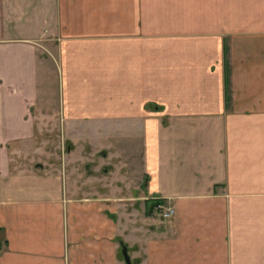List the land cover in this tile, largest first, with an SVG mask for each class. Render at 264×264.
I'll return each mask as SVG.
<instances>
[{"label":"crops","instance_id":"crops-1","mask_svg":"<svg viewBox=\"0 0 264 264\" xmlns=\"http://www.w3.org/2000/svg\"><path fill=\"white\" fill-rule=\"evenodd\" d=\"M42 43L61 146L33 163ZM124 250L264 264V0H0V264Z\"/></svg>","mask_w":264,"mask_h":264},{"label":"rangeland","instance_id":"rangeland-1","mask_svg":"<svg viewBox=\"0 0 264 264\" xmlns=\"http://www.w3.org/2000/svg\"><path fill=\"white\" fill-rule=\"evenodd\" d=\"M40 56H42V59L46 61L49 71V81L47 80V77L44 73V68L41 66L39 68V91H40V98L42 99V107L39 105V108H36L33 110V113L35 115H38L37 118V134L39 138L33 139L30 142H23L19 143V145L23 149H27L22 155L16 156L21 157L24 161L27 162H39L43 163L48 160V156H46L44 148H51L53 146H61V138L60 136L55 135V131L57 129L53 130L54 124L51 122L46 121V113H56V110L58 109V98H59V91H58V81L57 76H55L54 73V61L51 59H47V51L45 50L44 43L40 44L39 49ZM49 56V55H48ZM47 59V60H46ZM53 79V80H52ZM48 84L52 89V93L49 94V96L46 98V94L48 92ZM48 105V106H47ZM43 119V120H42ZM55 137V138H54ZM107 136H101V142H108L110 141L109 138H106ZM50 140L49 142H47ZM53 140H55L53 142ZM15 141L12 144H14ZM24 151V150H23ZM52 157H50L51 159ZM20 160V159H18Z\"/></svg>","mask_w":264,"mask_h":264},{"label":"built area","instance_id":"built-area-1","mask_svg":"<svg viewBox=\"0 0 264 264\" xmlns=\"http://www.w3.org/2000/svg\"><path fill=\"white\" fill-rule=\"evenodd\" d=\"M157 208L161 210L163 218H170L175 212L172 206L164 207L162 204H159Z\"/></svg>","mask_w":264,"mask_h":264},{"label":"water","instance_id":"water-1","mask_svg":"<svg viewBox=\"0 0 264 264\" xmlns=\"http://www.w3.org/2000/svg\"><path fill=\"white\" fill-rule=\"evenodd\" d=\"M124 255H125L126 264H133L125 250H124Z\"/></svg>","mask_w":264,"mask_h":264},{"label":"trees","instance_id":"trees-1","mask_svg":"<svg viewBox=\"0 0 264 264\" xmlns=\"http://www.w3.org/2000/svg\"><path fill=\"white\" fill-rule=\"evenodd\" d=\"M157 205H159L160 204V202H158V203H156Z\"/></svg>","mask_w":264,"mask_h":264}]
</instances>
